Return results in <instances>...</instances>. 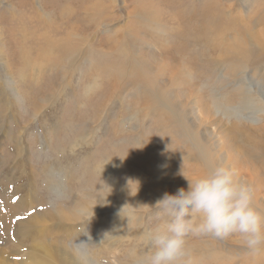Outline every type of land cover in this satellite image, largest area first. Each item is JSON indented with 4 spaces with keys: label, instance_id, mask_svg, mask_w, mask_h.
Returning <instances> with one entry per match:
<instances>
[{
    "label": "rangeland",
    "instance_id": "1",
    "mask_svg": "<svg viewBox=\"0 0 264 264\" xmlns=\"http://www.w3.org/2000/svg\"><path fill=\"white\" fill-rule=\"evenodd\" d=\"M54 1L0 0V264H30L56 249L74 264H135L149 249L150 230L163 223L153 193L186 188L181 171L202 175L207 168L193 152L203 145L214 164L223 162L254 184L264 208V61L235 76L227 65L207 63L214 50L205 39L184 37L187 30L213 29L218 20L236 21L244 30L240 39L255 50L264 36V0H84L90 7L71 13L68 56L47 43L67 28L54 15ZM235 35L228 31L224 39L235 42ZM186 40L178 90L169 56ZM188 56L195 58L193 83L181 71ZM151 76L157 90L174 89L157 112L148 100ZM240 88L254 100H239ZM225 101L231 113L224 112ZM227 131L234 147L224 140ZM218 137L225 148H218ZM113 147L126 153L115 159L113 150L99 151ZM106 161L118 162L114 173L100 169ZM128 184L127 196L112 194ZM188 246L190 264H264V251L251 254L238 234L190 235Z\"/></svg>",
    "mask_w": 264,
    "mask_h": 264
},
{
    "label": "clouds",
    "instance_id": "2",
    "mask_svg": "<svg viewBox=\"0 0 264 264\" xmlns=\"http://www.w3.org/2000/svg\"><path fill=\"white\" fill-rule=\"evenodd\" d=\"M181 174L187 187L156 201L163 223L150 230L149 249L135 264H190V235L226 239L238 234L251 254L264 251V208L256 202L252 182H242L223 162L208 165L195 178Z\"/></svg>",
    "mask_w": 264,
    "mask_h": 264
},
{
    "label": "bare ground",
    "instance_id": "3",
    "mask_svg": "<svg viewBox=\"0 0 264 264\" xmlns=\"http://www.w3.org/2000/svg\"><path fill=\"white\" fill-rule=\"evenodd\" d=\"M70 0H55L53 3H54V8L53 10L55 11L54 12V15L58 17L59 19V22L63 25V23L65 22L67 24V28L63 30V28H59V33H62V35L59 36V38H49V43L50 46H52V48L54 50H57L59 52V54L61 53H66L68 56V53H72V47H71V43H72V35H73V28H74V25L71 24L72 20H73V17L71 15V13H76V15H78L79 13H82L84 8H88V7H84V0H81L80 2L78 0H71V2H69ZM214 1V0H213ZM216 1V0H215ZM14 3V2H13ZM254 3V2H253ZM221 4V3H220ZM82 5V8H80V6ZM87 5V4H86ZM92 6V5H91ZM96 7H100V5H98L96 3ZM227 7H228V4H227ZM103 8V7H102ZM264 8V7H261V9ZM103 11V10H101ZM257 11V10H256ZM261 12V11H260ZM34 13V11H33ZM85 13V12H84ZM255 14V12H254ZM259 14V13H258ZM258 14H257V17H258ZM264 14V13H263ZM191 16V15H190ZM255 16V15H254ZM264 16V15H263ZM249 17H252V16H249ZM263 18V17H262ZM6 19V18H5ZM246 19V18H245ZM250 19V18H249ZM254 19V17H253ZM261 19V18H260ZM35 20V19H34ZM79 21H81L82 19L79 18L78 19ZM188 20V19H187ZM259 20V19H258ZM257 21V20H256ZM255 21V22H256ZM5 22V21H4ZM252 22V21H251ZM32 23V22H31ZM74 23V22H73ZM76 23V22H75ZM91 23V22H90ZM225 24L221 21H217L216 23V26L213 28V29H204V31L202 32H197V31H190V30H187L184 32V37L185 38H189L190 36V40L191 39H194L197 42H202L204 41V39L206 40L205 41V45L206 46H211L212 49L215 51H213V54L211 55V58L212 59H209L207 58V63H210V65L213 66V62L215 64L214 68L215 67H223V66H229L228 68L231 70V73L232 75L234 74L235 76L237 74H240L241 73V70L242 68L246 67V66H252L253 64H256L258 60H262L259 64H261L263 61H264V36L263 38H260L258 41H256V44L254 45L255 46V50H250L248 49L247 47V44H246V40H241L240 38H242L244 36V30L238 26V23L236 21H233L230 23L228 22V24L226 25H222V24ZM240 23V22H239ZM263 23V22H262ZM261 23V24H262ZM59 24V26L61 25ZM88 24V23H87ZM243 24H245L243 22ZM10 25V24H9ZM242 26H245V25H242ZM14 27V26H13ZM247 27V26H246ZM245 27V28H246ZM256 27V26H255ZM259 27V26H257ZM262 27V26H261ZM5 28V27H4ZM80 28H83V26L80 24V26L78 28H76V32L80 30ZM174 28V27H173ZM254 28V27H253ZM252 28V29H253ZM264 28V26H263ZM2 29V28H1ZM4 30V29H3ZM23 31L26 30V28H22ZM36 30V29H35ZM173 30V29H172ZM175 30V29H174ZM182 30V29H181ZM251 30V29H250ZM260 30V29H259ZM9 31V30H8ZM37 31V30H36ZM228 31H236L237 35V39L235 42L233 41H227L225 40V35L226 33H228ZM10 32V31H9ZM22 32V31H21ZM176 32V30H175ZM246 32V31H245ZM250 32V31H249ZM264 32V31H263ZM32 33V32H31ZM180 33V32H179ZM248 33V32H247ZM252 33V32H250ZM254 33V32H253ZM252 33V34H253ZM27 34V33H26ZM39 34V32H38ZM168 34V33H167ZM255 34V33H254ZM253 34V35H254ZM173 35V34H172ZM182 35V34H181ZM208 35L210 36V38L208 37ZM21 36V35H20ZM217 37V39L214 38ZM232 37V36H231ZM246 37V36H245ZM244 37V38H245ZM34 38V37H33ZM36 38V37H35ZM174 38V37H173ZM233 38V37H232ZM250 38V37H249ZM243 39V38H242ZM246 39V38H245ZM25 40V39H24ZM187 42V40H186ZM184 43L183 45H181L176 51L174 52H170V64L168 65V69H169V72H170V77L172 78V81H173V84H174V88L176 89H180L181 86H176V82L178 84V82H180L178 79L180 77V73H179V67H180V59L179 57H182L180 56L183 51H186L188 50L189 48V43ZM245 42V43H244ZM46 43V44H47ZM183 43V42H182ZM191 43V42H190ZM194 43H192L191 45H193ZM246 44V45H245ZM195 45V44H194ZM44 47V46H43ZM174 47V46H172ZM15 48V47H13ZM207 48V47H205ZM220 50V53L218 55V57H215V54ZM16 51V50H15ZM205 51V50H204ZM45 52V51H44ZM164 52V51H163ZM210 53V52H209ZM34 55V54H33ZM165 55V54H164ZM70 56V55H69ZM31 57V55H30ZM189 57V56H188ZM187 57V58H188ZM215 57V59H213ZM23 58V57H22ZM187 58H184L183 57V64L181 65H189V66H186V67H182L181 68V71L183 73V75L185 76V78H183V80L187 79L189 82L193 83V81L191 80L193 78V76L195 75V73H193L192 71H194V68L191 67L192 64H195L194 62V59L193 57H189L188 59ZM22 60V59H21ZM27 61V60H26ZM189 62V63H187ZM26 63V62H25ZM24 64V63H23ZM138 64V63H137ZM11 66V65H10ZM255 66V65H253ZM34 67V66H33ZM208 67V66H207ZM212 68V67H210ZM142 69V68H141ZM167 69V66L165 67V71ZM220 69V68H219ZM107 70V69H106ZM135 70V69H134ZM197 70V69H196ZM211 70V69H210ZM247 70V69H246ZM245 70V71H246ZM105 71V70H104ZM109 71V70H108ZM111 71V70H110ZM215 71V70H214ZM244 71V72H245ZM225 72V71H224ZM250 72V71H249ZM210 74V73H209ZM208 72H207V75L209 76ZM214 74V72L212 73ZM225 74V73H224ZM230 74V73H229ZM111 75V74H110ZM187 75L189 76L190 80L188 79ZM226 75V74H225ZM228 75V74H227ZM174 77H177L176 79ZM131 78L132 79H138L140 78L138 76V73H131ZM174 78V79H173ZM181 78V77H180ZM228 78V77H227ZM146 79L148 80L147 81V89H148V100H149V104L151 105V109H152V112H157L156 108H159L160 110L164 109L166 106V102H167V93L169 94V97H168V101L170 100L171 98V95L169 93L170 90H173L174 89H170L168 87H165V89L163 91H159L155 88V85L156 83L154 84L153 81L155 80V77H146ZM176 82H175V81ZM186 84V83H185ZM189 87H191V84L189 83L188 84ZM187 86V88H188ZM194 92L197 93V86L194 85ZM185 87V86H184ZM182 89V88H181ZM186 89V88H185ZM190 89V88H189ZM242 89V91L245 93V95L243 96L242 99H239L241 101H244L246 98H250V101L253 97H250L248 95V92L244 91L243 88H240ZM142 90V89H141ZM169 90V91H168ZM168 91V92H167ZM172 92V91H171ZM193 92V93H194ZM209 92V91H208ZM135 93V92H134ZM147 93V92H146ZM145 93V94H146ZM175 92H173L174 94ZM194 93V94H195ZM200 93V92H198ZM192 94L196 99L198 100H202V101H206V99L208 98L207 95H205V97H199L197 94ZM240 94V93H239ZM147 95V94H146ZM252 95V94H250ZM233 96V95H232ZM238 96V95H237ZM4 97V96H3ZM147 97V96H146ZM174 97V96H173ZM236 97V96H235ZM145 98V97H144ZM176 98V97H175ZM257 98V97H256ZM174 99V98H173ZM147 100V99H146ZM144 100V101H146ZM172 100V99H171ZM238 100V99H237ZM249 100V99H248ZM254 100V98H253ZM252 100V101H253ZM142 103V100L140 101ZM176 104H178V100L176 98ZM228 102H231V100H228ZM249 102V101H248ZM255 102H257V100H255ZM134 103V102H133ZM173 103V101H172ZM239 103V102H238ZM252 103V102H250ZM258 103V102H257ZM261 103V101H260ZM104 104V103H102ZM241 104V103H240ZM244 104V103H243ZM174 105V104H172ZM179 106H183L181 105L180 103L178 104ZM185 105V104H184ZM233 105V104H232ZM237 105V104H235ZM169 106V105H168ZM223 106V105H222ZM245 106V105H244ZM178 107V106H177ZM224 112H227V113H231V108L230 107V103H227L226 101L224 102ZM240 107V106H239ZM105 108V106L103 107ZM246 108V107H245ZM239 109V108H238ZM256 110V109H255ZM176 111V110H175ZM178 111V110H177ZM241 111V110H240ZM239 111V112H240ZM252 111V110H251ZM254 111V110H253ZM150 111V113H152ZM174 112V111H173ZM257 112V111H256ZM149 113V114H150ZM181 113V112H179ZM225 113V115L227 114ZM148 114V115H149ZM164 114V113H162ZM256 114V113H255ZM160 115V114H159ZM183 115V114H181ZM250 115H252L250 113ZM161 116V115H160ZM166 116V115H165ZM229 116V115H228ZM164 117V115H163ZM168 117V115H167ZM174 118V117H173ZM229 118V117H228ZM162 119V118H161ZM160 119V122H162ZM170 119V118H169ZM179 119V118H178ZM177 119V120H178ZM235 119V118H234ZM238 119V118H236ZM166 120V119H165ZM238 121V120H237ZM240 121V119H239ZM164 122V120H163ZM163 122L161 124H163ZM159 123V122H158ZM160 124V123H159ZM182 124V123H181ZM166 126V125H165ZM172 126V125H171ZM170 126V127H171ZM167 127V126H166ZM169 127V126H168ZM186 127V126H185ZM233 127L235 129H238L240 127L239 124H236V123H233ZM180 129V128H179ZM183 129V128H182ZM169 130V129H168ZM198 130L196 128L193 129V133L194 132H197ZM190 132V131H189ZM148 133V132H147ZM176 134V133H175ZM195 134V133H194ZM224 140L227 139V141H225L226 143H228L229 147H234L236 145V142L237 140L236 139H232L231 141L229 140V138L232 136L231 132L230 131H227V132H224ZM152 135V134H151ZM154 135V134H153ZM179 135V134H178ZM172 138H175L172 136ZM199 138V137H198ZM183 139V138H181ZM180 139V140H181ZM159 140V139H158ZM157 140V141H158ZM222 138L221 137H218V148L219 149H223L225 148V145H223L224 143L221 142ZM182 141V140H181ZM197 142V141H196ZM221 142V143H220ZM199 143V142H198ZM227 146V145H226ZM205 146L203 145L201 148V150H199V152H193V155L194 157H196L206 168L208 167V165H211V164H214V162L216 161L214 156H209V154L211 153L208 149L204 148ZM209 147H211L209 145ZM228 147V146H227ZM150 149V148H149ZM113 150V151H112ZM122 149H119L117 147H113V149H99V151H106V152H111L114 154L113 157L115 159H117V157H121L123 156L126 152H121ZM124 151V150H123ZM151 152V151H149ZM128 153V152H127ZM136 153H133V155H135ZM191 155V154H190ZM136 157V156H135ZM143 158V157H142ZM145 158V156H144ZM143 158V159H144ZM141 159V160H143ZM147 159V158H146ZM111 160V159H110ZM148 160V159H147ZM187 161V160H186ZM185 161V162H186ZM190 161V160H189ZM118 162L116 161H106V162H103L100 166V169L103 171V172H109V173H114L115 169L117 168V164ZM168 164V163H167ZM189 164V163H188ZM195 163H192V165H190L189 167L193 166ZM166 167V166H165ZM117 172V171H116ZM118 173V172H117ZM115 175V174H114ZM156 176H160L162 177L161 173L159 175H156ZM135 180V179H134ZM95 181V180H94ZM92 183V182H91ZM144 186V185H143ZM111 187V186H110ZM129 188L130 190L132 189V187H125L123 185L118 186L117 188L113 189L115 190V192H113L112 194H115L119 197H122V196H127L129 194ZM94 189V188H93ZM99 189V187H98ZM92 191V190H91ZM100 191V190H99ZM158 190H156L153 194L155 195V199L158 200L160 198H162V196H160L158 193H157ZM104 193H108V190L105 191ZM133 199H135V195L133 196ZM7 210V209H6ZM8 211V210H7ZM4 214V213H3ZM2 215V213H1ZM4 215H7V214H4ZM9 215V214H8ZM45 218V217H44ZM64 218V217H63ZM1 219V218H0ZM9 219V217L7 218V220ZM13 219V218H12ZM42 219V218H41ZM4 222V221H2ZM38 223V222H36ZM10 224V223H9ZM35 226V225H34ZM24 243V242H23ZM35 243V242H34ZM52 247V246H51ZM46 257L43 258V257H34V262L33 263H30V264H59V262L63 263V264H74V262L70 259V257L68 256V254L66 252H62V250H52L51 253L49 252H46Z\"/></svg>",
    "mask_w": 264,
    "mask_h": 264
}]
</instances>
